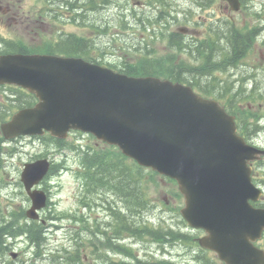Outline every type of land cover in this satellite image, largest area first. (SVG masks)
Instances as JSON below:
<instances>
[{
    "label": "rangeland",
    "instance_id": "1",
    "mask_svg": "<svg viewBox=\"0 0 264 264\" xmlns=\"http://www.w3.org/2000/svg\"><path fill=\"white\" fill-rule=\"evenodd\" d=\"M84 1L71 0L73 3ZM96 1L101 6L87 12L76 11L73 9L75 4L69 8L62 7L60 0H2L3 4L10 6L11 13L0 14V37L21 39L34 49L40 47L46 51L53 41L76 33L89 41L91 56L106 65H118L120 68L145 55L156 58L169 55L170 36L181 26H188L191 30L186 37L189 42H193L194 37L205 39L210 25L224 29L228 24L236 30H250L254 38L239 65L216 70L215 73L237 88L244 85L247 93L256 92L257 98L249 103V107L260 118L257 125L256 120H252L253 132L246 136L249 142L264 147V0H243L244 5L238 11L227 9L224 0ZM201 79L208 80L205 76ZM8 94L12 95V91L4 95L8 97ZM67 140L82 148L95 145L109 148L83 132H71ZM2 146V151H9L0 156V223L4 219H12L13 210L19 212L31 205L21 180L26 162L48 156L60 167L42 183L43 188L49 189L52 201L42 211V218L49 225L43 255H36L37 247L30 246L25 236L16 237L9 240L11 249L0 256V264H54L49 256L52 250L74 249L81 244L80 255L84 264H123L127 256L126 247L133 249V253L144 261H157L162 254L161 244L172 249L175 255L178 249L188 247L191 254L184 259L194 261L192 264H220L216 254L204 252L195 242L194 238L201 236L202 232L194 231L183 222L180 209L184 198L179 195L178 184L165 176L155 175V181L150 183V208L137 213L135 220L152 222L157 229L173 228L190 238L177 239L175 241L180 242L175 243L168 240L160 242L147 234L137 236V239H123L125 235H121L114 237V242L121 248L106 249V240L93 231L108 229L107 223L113 220L112 209H121L126 203L113 191L86 194V188L80 183L81 150L74 146L61 150L50 140L29 136L3 142ZM253 166L256 183L264 189V158ZM13 251L18 253L15 259L11 255ZM152 253L157 258L153 259Z\"/></svg>",
    "mask_w": 264,
    "mask_h": 264
},
{
    "label": "water",
    "instance_id": "2",
    "mask_svg": "<svg viewBox=\"0 0 264 264\" xmlns=\"http://www.w3.org/2000/svg\"><path fill=\"white\" fill-rule=\"evenodd\" d=\"M231 9L241 0H227ZM0 82L21 85L39 98L1 125L7 138L72 128L117 144L141 165L175 178L185 196L183 216L203 227V246L227 264H264L255 245L264 232L263 190L252 179V162L264 149L238 132L236 116L192 85L155 75L131 76L83 57L54 54L0 55ZM47 158L26 163L22 179L33 199L28 216L47 204L32 189L48 173Z\"/></svg>",
    "mask_w": 264,
    "mask_h": 264
},
{
    "label": "trees",
    "instance_id": "3",
    "mask_svg": "<svg viewBox=\"0 0 264 264\" xmlns=\"http://www.w3.org/2000/svg\"><path fill=\"white\" fill-rule=\"evenodd\" d=\"M81 1V0H80ZM96 3V0H91ZM112 0H105L111 2ZM67 6H74L70 1H64ZM88 8V1L76 2L73 7ZM169 40L170 54L156 58L148 55L142 56L138 61L129 63L120 69L131 75L154 74L172 78L173 80L190 83L200 92L207 96L217 97L226 105L231 113L237 115L241 133L247 135L253 132L251 129L252 120H259L260 116L254 113L249 103L257 98L256 92L247 93L244 85L236 87L233 83L225 81L216 75V70L231 68L239 65V61L250 50L251 41L254 38L250 30H236L227 24L224 29L209 27L207 37L203 40L194 39L188 42L181 33H174ZM87 38L70 34L60 43L51 45L48 50H58L61 53L70 55H81L90 60L97 61L90 55L91 51ZM17 51L28 52L27 47H16ZM208 80H202V77ZM204 83H203V82ZM18 106L23 107L35 102L33 95L20 93L15 99ZM252 118V119H251ZM3 119L0 115V120ZM58 147H71L72 143L65 140L52 139ZM53 142V143H54ZM81 179L86 185L87 192L109 188L116 191L126 203L122 209L113 210L115 223L113 232L115 234L124 233L125 238L147 235H157L160 239L162 234L173 235L174 239L182 235L174 231L163 232L154 230L147 221L144 223L135 220L137 213L147 211L151 205L150 183L155 181V172L139 166L135 161L114 148L98 149L87 146L81 151ZM58 165H54L52 172H56ZM149 181V182H148ZM12 219H4L0 223V256L6 254L11 249L9 239L26 235L31 246H36V255H43V245L47 241L46 227L39 221L27 219L25 210L11 212ZM105 233V232H104ZM109 233V232H108ZM110 234V233H109ZM113 236L106 235L105 246H114ZM101 243V239L99 240ZM103 243V242H102ZM82 244L74 249L62 248L55 252H50L51 260L54 264H84L81 258ZM127 260L124 264H136V256L133 249L126 247ZM130 258V261H129ZM135 260V262H134ZM134 262V263H133ZM138 264H150L138 263Z\"/></svg>",
    "mask_w": 264,
    "mask_h": 264
},
{
    "label": "flooded vegetation",
    "instance_id": "4",
    "mask_svg": "<svg viewBox=\"0 0 264 264\" xmlns=\"http://www.w3.org/2000/svg\"><path fill=\"white\" fill-rule=\"evenodd\" d=\"M8 6V5H7ZM9 18H11V16L10 17H7V19H9ZM263 242H264V239H263V241L262 242H260L261 244H263ZM166 252H167V257H166V259H169V260H178V259H181V258H184L185 256L183 255V252H177L176 254L177 255H175V253H174V251L172 250V249H169V250H166Z\"/></svg>",
    "mask_w": 264,
    "mask_h": 264
}]
</instances>
